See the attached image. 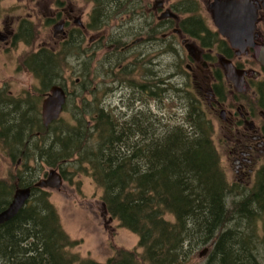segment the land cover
<instances>
[{
    "label": "trees",
    "instance_id": "trees-1",
    "mask_svg": "<svg viewBox=\"0 0 264 264\" xmlns=\"http://www.w3.org/2000/svg\"><path fill=\"white\" fill-rule=\"evenodd\" d=\"M84 1L92 3L86 24L89 31L102 30L110 21L143 12L137 6L141 0ZM195 3L194 0L174 3L176 10L186 14L178 22L182 32L201 39L202 45L215 46L218 53L233 59L232 49L225 48L218 33L210 32L197 15ZM188 14L191 16L187 17ZM148 18V35L152 36L164 24L153 16ZM32 31V23L21 20L14 41L30 43ZM131 32L142 35L141 31ZM121 39L122 36H110L106 44L111 42L118 47L125 43ZM76 48L77 41L71 40H62L55 48L41 45L23 56L18 65L38 79L41 93L52 84L63 86L62 63L66 54L76 52ZM235 64L243 67L239 62ZM214 70L213 86L218 91V100L224 101L223 73L217 66ZM86 80L89 81V68L85 70ZM160 82L185 101L181 119H172L164 113L149 114L150 110L142 109L128 119L116 117L99 108L94 96L89 102L81 96L78 99L81 107L75 109L73 100L78 92L67 90L63 111L73 102L69 113L74 122L64 124L60 117L44 127L32 101L22 104L3 93L0 142L12 162L20 158L21 165L9 175V186L0 181V210L8 204L16 185L32 186L41 174L39 165L58 168L65 180L68 174L85 171L102 190L101 202L108 216L137 235V248L141 251L117 249L103 262L70 252L68 249L79 242L62 229L56 209L49 201V192L32 188L28 202L0 225L2 264H185L204 245L211 247L208 260H213V264H261L254 255L257 246L253 235L246 233L245 228L252 232L256 215L264 213V166L257 171L252 188L239 194L236 186L227 182L220 165L212 141L213 126L200 96L176 89L169 82ZM158 87L154 86L157 91L150 98L165 91ZM251 87L255 100L251 96L245 101H251L252 107L264 112V77ZM150 88L149 84V91ZM240 97L246 98L244 94ZM95 102L93 109L89 105ZM252 114L255 115V109ZM229 196H240L231 200V207L227 205ZM166 214L172 215L173 220L167 219ZM260 242L264 252V238Z\"/></svg>",
    "mask_w": 264,
    "mask_h": 264
},
{
    "label": "rangeland",
    "instance_id": "rangeland-1",
    "mask_svg": "<svg viewBox=\"0 0 264 264\" xmlns=\"http://www.w3.org/2000/svg\"><path fill=\"white\" fill-rule=\"evenodd\" d=\"M164 1L169 6L177 2V0ZM194 1L196 2L197 15L203 18L209 30L214 31L212 12L208 8L212 0ZM156 2L157 0L137 1V6L143 10L142 13L139 14L138 12L134 15H127L124 18H117L118 22L110 21L102 30L89 31L85 26L92 3L84 0H2L0 3V88H5L7 92H11L14 96H25L28 94L27 98L32 101L33 110L40 113L42 99L39 91L40 84L28 71L19 68L18 63L23 56L36 50L41 45L57 47L62 42L65 31L69 34L73 32V30H70L74 28L72 36L76 37L77 30L75 28H78L83 33L82 36L80 35V37H83L82 48H88V52H90L92 47L97 48V45L101 47L96 49L95 60L90 58V63L87 67L89 68V81H85L87 87L84 84L81 88L79 81H76L79 78L81 80L80 73H78L80 68L78 61L72 60V57L68 56V58H65V63H62V75L67 81L66 89L78 92L76 100H73L76 101L75 109L81 107L82 102L78 100L81 96L86 102L91 101L94 96L99 108L116 117L128 119L131 118L134 112L142 109L144 112L150 110L149 114L160 116L164 113V115L168 114L171 116L172 119L179 120L184 116L186 103L183 99L180 100L177 97V93L173 90L168 89L167 91L166 85L160 81L169 82L176 89H185L189 94L191 92L192 96L198 97L199 95L202 108L213 126L212 141L219 154L220 165L226 180L229 184L236 186L237 191L240 192L239 194L246 193L252 188L255 176L252 174L251 179L249 178L250 180L245 179L244 181H247V183L244 185L239 183L234 173V164L230 153L232 144L228 142V138L234 135L236 128L242 130L243 127H246V123L244 124L243 119L240 117L245 111L249 114L246 119L252 120L256 127L260 128L264 124L263 119L258 115L259 110L251 106V101H245L252 98L251 96L255 100V96L251 93V85L253 82L261 80L264 77V72L259 64L253 60L251 50V52L241 53L233 61L242 64L244 69L258 71V78L251 80L252 82L249 80L247 89L243 93L235 91L232 86L228 87L229 81L227 80L225 100L222 102L218 100L221 103L217 106L209 104L212 103V100L199 86L198 76L195 75L196 72H199L196 68L199 63L188 58L181 40L186 38V43L193 42L198 47L201 46V42L192 39L191 36L185 33L181 37L179 35H166L162 40L160 38L161 33L170 32L171 28H166V31L165 29H158L152 36L148 35L146 28L142 29V27H146V23H149L150 18L148 17H151V19L152 16L154 19L157 18L159 12L150 11L154 8ZM175 13L178 14L179 20L186 17V14H182L181 11L176 10ZM23 19L30 21L33 25L30 43H26L23 40L13 42V36L17 31L18 24ZM74 20H77L79 24L75 23ZM65 21L68 23H65ZM60 23L62 24L61 27L56 28ZM153 23H155V20ZM172 26H175V24ZM132 30L144 31L141 32L142 35L137 36L131 32ZM110 36H122L121 40L128 44L137 40V43L131 44L126 50L127 52L122 54L124 58L123 65L125 62L128 63L123 67L121 76L119 75L118 67H115L117 63L112 62L110 66V63L106 62L105 57L108 56L107 53L105 56V52L108 50L106 42ZM130 69L132 72L129 71ZM204 74H207V72H202V75ZM109 76L116 78L118 81L126 76L132 79V81H128L129 84L144 83L146 92L143 87L142 89L136 88V94L133 95L132 89L125 87V85L122 89H119L121 87L118 86V82L115 79H113L115 86L113 88V83L110 82L111 78H108ZM200 78L205 81L203 77ZM149 84L151 85L150 91ZM155 85L160 86L158 88L165 91L161 93V96L150 98V94H155L157 91L154 88ZM89 88L91 91H89ZM229 90H232V92ZM240 94H244L246 98L240 97ZM97 103H91L92 105L90 104L89 106L95 109ZM72 105H74L73 102L68 103V109L61 113V118L64 121L62 123L64 124H72L74 122L70 118L71 114L69 113ZM253 109H255V115L252 114ZM222 110L224 111L223 116H221ZM229 111L232 112V117L227 113ZM88 119L89 115H87L86 120ZM230 120L233 123L231 130L229 129ZM2 145L3 143L0 142V180L9 186L11 180L8 177L15 172L16 167L21 165V160L18 164L12 162ZM255 160V169H258L264 164V152H257ZM30 163L32 164V162ZM52 168L59 172L56 167L39 165L41 174L37 179L45 178ZM67 176L68 179L62 180V185L59 189L46 190L49 192V201L56 209L62 229L71 239L79 242L68 250L79 254L81 257H89L100 262L105 261L117 249L140 252L141 249L137 248V235L120 227L117 220L112 218L109 221V216L101 202L102 190L86 175V172H76ZM238 197L240 196H229L227 198L228 207H231V200ZM11 199L12 195L9 200ZM165 217L173 220L170 214H166ZM263 220L264 213L256 215L252 232L250 229L245 228L246 233L253 235L254 243L257 246V252L254 251V255L261 264H264V255H262L264 252L260 242L264 238ZM204 248H207L206 254L199 256V253ZM210 253L211 247L204 245L195 250L190 256V261L188 263L185 262V264H213V260H208ZM1 262L2 260H0Z\"/></svg>",
    "mask_w": 264,
    "mask_h": 264
},
{
    "label": "flooded vegetation",
    "instance_id": "flooded-vegetation-1",
    "mask_svg": "<svg viewBox=\"0 0 264 264\" xmlns=\"http://www.w3.org/2000/svg\"><path fill=\"white\" fill-rule=\"evenodd\" d=\"M249 1L257 9V17H256V21H255V30H254V33H253V40L256 43L264 44V0H249ZM210 3L208 5V8L209 9H210ZM152 9L150 11L159 12L158 15H157L156 20H158L159 22H161V23L164 24V26L163 27H160L159 30L165 29V31H166V28H171V31L170 32H162L161 33V37L160 38L162 40L164 39V37L166 35H179L180 37L183 36L182 29H181V27L178 24V22L180 20H179L178 14L175 13L176 9L174 7V4H171L169 6V5L166 4V2L164 0H157V2L155 3L154 8H152ZM166 10H169V11L173 12L176 16H174V17H172V16L160 17V15L163 12H165ZM190 16H191V14H188L187 15V17H190ZM170 20H172L173 22L172 21L169 22ZM74 22L75 23H78L77 20H74ZM65 23H68V22L65 21ZM145 23H146V21H145ZM86 24H87V22H86ZM174 24H175V26H172ZM60 25H62V24L60 23ZM176 26H178V27H176ZM145 28H146V31L148 32V24L147 23H146V27H142V29H145ZM206 28L209 30V28L207 26H206ZM75 29L77 30V36L76 37L75 36H72L73 35V32H74V28H72L70 30V31L73 30L72 33H69L68 34L65 31L62 40H71L72 42L73 41L74 42L77 41L76 52L73 50L72 52H70V53L67 54L66 58H68V56H70V57H72V60L78 61V65L80 67L79 70H78V73H80L81 80L79 78L76 81H79V84L81 85V87H83L84 84H85V70H86L87 66L89 65V63H90V58H91L90 53H92L93 58H94L95 57L96 49L100 48L101 46H98L97 45V48L92 47V49L90 50V52H88V48H85V49L82 48L83 37L80 38V35L78 33V31H80V32H82V31L80 29H78V28H75ZM17 30H18V27H17ZM215 30H216V27H215ZM215 30L214 31L209 30V31L215 33ZM143 31L144 30H141V32H143ZM15 34H17V31H16ZM217 35H218V37H219L220 40H223L224 41L222 43H223L224 47L227 48L229 46V44H227V42H226L227 40L226 39L224 40V38L220 34H217ZM191 38L194 39V40H199L201 42V46L198 47L193 42H190L194 46L195 50L192 52V55H190L188 53L187 49L185 48L186 49L187 56L192 61L195 60L196 62L199 63V65H196V68L198 69L199 72L198 73L196 72V74H195V75L198 76L197 79L199 80V84H200L199 86H201V88L203 89V91L208 94V97L209 98H211L212 103H209V104H211V105L214 104V105L217 106L222 101L221 102L218 101V98H217L218 91L215 90L216 88L213 86V84L215 82L214 81L215 80V76H216V72H215V70L213 71V69H214L215 66L219 67V65H218L219 64L218 63V59L221 56V54L218 53L216 50L213 49L214 46L211 47L209 45L208 46L202 45V40L201 39L196 38V37H191ZM13 42H16V41H14V36H13ZM206 42H210V40L209 41H206ZM135 43H137V40L131 42L130 44L124 43L123 45L118 46V47H115L114 44L111 43V42L110 43H107V49L108 50H106L105 56H106V53H107L108 56L105 57L106 58V62L107 63H110V66L112 65L111 64L112 62L117 63V65L115 67H118V70L120 71V73H119L120 76H121V71H122L123 67H125L127 65V63H128V62H125V64L123 65L124 58L122 57V54H124L125 52H127L126 50L130 47L131 44H135ZM181 43L185 47V45L187 44L186 43V38H183L181 40ZM47 47L52 48L50 46H47ZM229 48H230V46H229ZM250 50L251 49L248 48V49H246V51H244V53L245 52H251V51H253V50H251V51ZM212 51H214V52L212 53ZM232 53H233V56H235L237 58L239 57V55L236 54V50L235 49H232ZM93 60H95V58ZM189 68L193 69L192 67H189ZM129 71L132 72L131 69ZM202 72H207V74L202 75ZM30 75H32V74L30 73ZM61 76L63 77V75H61ZM199 76L200 77H203L205 79V81H203V79L201 80V78ZM108 78H111V77L109 76ZM34 79L35 80H38L36 77H34ZM63 79H64L63 86L62 85H59V84H57V85L61 86L65 90V92H66V102L63 105V109H64V106L67 103V89H66L67 81H66V79L64 77H63ZM113 79H115L118 82V86L121 87L119 89H122V87L125 85V87H129V88L132 89L133 95L136 94V88L138 87V85L136 87L135 84H129L128 81L129 80L132 81L131 78H128V77L125 76L124 79L119 80V81L116 78H111V81L110 82L113 83L112 84V87L114 88L115 86H114V80ZM249 79L250 78L248 76H246V81L247 80L249 81ZM38 83H39V81H38ZM224 84H225L224 87L226 88V81H224ZM230 84L231 83L228 82V87L232 86ZM143 85H144V83H140L139 86H141V87H138L137 89L142 88ZM104 86L105 87H108L106 85H104ZM49 88L46 91L41 92V95H42L41 102H42L43 98L46 96ZM0 89L4 91V92L1 93L2 95L0 94V98H1V96H3V93H6L8 96H10L13 99H19L22 102V104H25V101H28V100L31 101L29 98H27L28 94L25 95V96H14L11 92H7L5 90V88H0ZM144 90L146 92V89L145 88H144ZM229 91L232 92V90H229ZM0 102H1V100H0ZM4 102L5 103H8L7 101H4ZM1 107H3L2 104H1ZM40 112H41V103H40ZM227 113L229 114L230 117H232L233 114H232L231 111H229ZM258 115L260 116V113L259 112H258ZM248 116H249V114L246 111L243 112L240 115V117L243 119L242 120L243 123L244 124L246 123V127H243L242 130H239L238 128H236L234 135H231V137L228 138V142L230 144H232L230 153H231V158L233 159L234 173L236 174V177H237L239 183H241L243 185L245 183H247V181H244V180L245 179H249L252 174H254V176L256 177V173H257V171L260 168L259 167L258 169H255V161H256L255 160V157H256V153L257 152H264V125L262 124V126L260 128L259 127H256L255 124H254V122L252 120H247L246 119V118H248ZM40 118H41V115H40ZM41 122H42V120H41ZM42 125H43V123H42ZM229 125H230L229 126V129H230L231 126L233 125V123H232L231 120L229 121ZM2 146H3L2 148L5 149L4 145H2ZM5 151H6V149H5ZM7 156L9 157L8 154H7ZM9 159H10V157H9ZM20 160H21L20 158H17L16 159V164H18L20 162ZM261 166H264V164L261 165ZM17 168L18 167H16V169ZM37 180L38 179H36V181ZM0 181H2V180H0ZM35 182H33L32 186H26V187H29L30 189L36 188V187H34V183ZM17 187H19V186L16 185L15 186V189ZM22 188H24V187H22ZM15 189H14V191H15ZM30 194H31V192H30ZM12 196H13V194H12ZM10 201L11 200H9V202ZM9 202H8V204H9ZM8 204H6L3 207H1L2 209L0 211H2L3 209H5L8 206ZM0 264H2V263H0Z\"/></svg>",
    "mask_w": 264,
    "mask_h": 264
},
{
    "label": "water",
    "instance_id": "water-1",
    "mask_svg": "<svg viewBox=\"0 0 264 264\" xmlns=\"http://www.w3.org/2000/svg\"><path fill=\"white\" fill-rule=\"evenodd\" d=\"M210 9L214 26L219 34L226 38L230 46L236 50V54L239 55L247 48H251L254 59L264 68V44L256 43L253 40L257 17L256 7L249 0H213L210 3ZM166 16L174 17L176 15L169 10L160 15V17ZM60 27L61 25L56 26V28ZM185 48L190 55L195 50L191 43H187ZM218 63L223 70L225 79L230 81L235 91L239 93H243L247 89L245 77H255L258 73L255 70H245L237 67L232 60L224 56L219 57ZM65 102V90L57 84L50 86L41 102L40 114L45 127L60 117ZM223 115L224 111L222 110L221 116ZM260 116L264 120L263 111H260ZM61 185L62 176L54 168L49 170L45 178H40L34 183V187L41 189H59ZM30 192L29 187H17L15 189L8 206L0 211V225L9 221L19 212L29 199ZM111 219L112 217H109V221ZM206 252L207 248H204L199 256L206 254Z\"/></svg>",
    "mask_w": 264,
    "mask_h": 264
}]
</instances>
